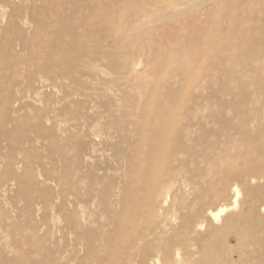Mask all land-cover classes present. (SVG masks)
Listing matches in <instances>:
<instances>
[{
  "label": "rangeland",
  "instance_id": "374dc122",
  "mask_svg": "<svg viewBox=\"0 0 264 264\" xmlns=\"http://www.w3.org/2000/svg\"><path fill=\"white\" fill-rule=\"evenodd\" d=\"M84 12L94 19L96 33L97 23L106 24L107 41L100 38L95 55L67 67L76 79L67 97L41 101L31 95L12 107L10 114L19 118L8 128L17 131L18 143L10 152L2 149L0 135V153L23 160L15 167L17 182L10 181V169L0 167V264H115L123 247L116 215L128 175L112 146L121 144L125 125L147 102L175 92L178 100L264 101V83L251 67L254 52H247L264 41V0H140L120 18L107 6ZM58 108L53 138L40 145L38 136L49 134L51 126L43 119ZM89 125L104 134L103 144L90 146L96 140ZM24 135L33 146L19 144ZM188 174L179 168L159 182L162 192L169 191V205L182 212L195 208L193 195L178 190ZM6 187L10 191L3 193ZM80 214L82 236L73 224ZM176 235L184 242L175 247L181 263L200 261L197 249L185 244L190 235ZM114 238L118 242L110 249ZM228 245L237 249L231 234Z\"/></svg>",
  "mask_w": 264,
  "mask_h": 264
},
{
  "label": "bare ground",
  "instance_id": "6f19581e",
  "mask_svg": "<svg viewBox=\"0 0 264 264\" xmlns=\"http://www.w3.org/2000/svg\"><path fill=\"white\" fill-rule=\"evenodd\" d=\"M136 2L140 0H0L2 149L10 152L18 143L17 131L8 128V124L16 127L19 118L10 114L12 107L31 95L41 101L56 100L61 94L67 97L65 90L76 84L67 67L95 55L100 38L107 41L106 24L97 23L96 33L94 19L84 10L107 6L109 13L120 18L122 10ZM75 7L80 10L69 11ZM237 38L245 39L242 34ZM262 44L260 40L257 51L247 48L254 52L251 67L259 73V83H264ZM176 97L177 92L156 103L147 102L136 119L125 125L121 144L112 146L128 175L120 200L122 212L116 215V238L123 247L115 264H182L175 248L184 244L176 235L181 231L190 235L185 244L202 255L192 264H264V101ZM52 114L43 119L51 126L49 134L38 136L40 145L53 138L62 110ZM88 131L96 140L90 146L104 143V134L94 125ZM25 135L19 144L33 146ZM84 156L87 162L89 157ZM20 164L23 160L0 153V167L10 169V181H19L15 167ZM38 164L43 167V162ZM179 168L190 174L178 187L193 195L195 208L187 212L170 206L169 191L162 192L159 186L166 173ZM9 191V187L2 190ZM89 199L86 195L85 200ZM153 218L158 219L155 225ZM84 222L83 214L75 216L73 224L80 236ZM230 234L235 251L228 245ZM114 240L110 249L118 242Z\"/></svg>",
  "mask_w": 264,
  "mask_h": 264
}]
</instances>
